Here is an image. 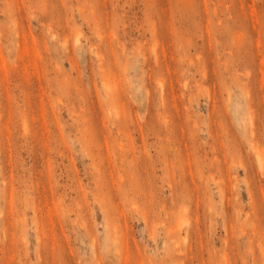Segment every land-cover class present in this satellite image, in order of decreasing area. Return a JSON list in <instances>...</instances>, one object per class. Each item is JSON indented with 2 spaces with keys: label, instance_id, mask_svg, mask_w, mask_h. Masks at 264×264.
I'll return each mask as SVG.
<instances>
[{
  "label": "rangeland",
  "instance_id": "374dc122",
  "mask_svg": "<svg viewBox=\"0 0 264 264\" xmlns=\"http://www.w3.org/2000/svg\"><path fill=\"white\" fill-rule=\"evenodd\" d=\"M8 1L0 264H264V0Z\"/></svg>",
  "mask_w": 264,
  "mask_h": 264
},
{
  "label": "bare ground",
  "instance_id": "6f19581e",
  "mask_svg": "<svg viewBox=\"0 0 264 264\" xmlns=\"http://www.w3.org/2000/svg\"><path fill=\"white\" fill-rule=\"evenodd\" d=\"M7 1H8V0H7ZM12 2H13V1H12ZM8 3H9V1H8ZM8 3H7V2H6V3L4 2V4H8ZM4 7H5V6H4ZM8 7H9V5L7 6V8H8ZM7 8H6V10L10 12L11 10H10L9 8H8V9H9V10H8ZM6 10H5L4 13H6ZM2 11H4V10H2ZM9 12H8V13H9ZM10 13H12V11H11ZM259 156L261 157V155H259ZM259 156H258V158H259ZM262 158H263V157H262ZM262 158H261V159H262ZM261 159L259 158V160H261ZM261 162H263V159L260 161V163H261Z\"/></svg>",
  "mask_w": 264,
  "mask_h": 264
}]
</instances>
